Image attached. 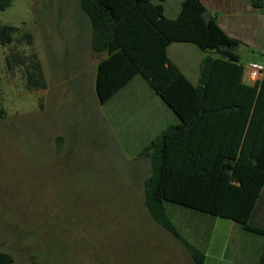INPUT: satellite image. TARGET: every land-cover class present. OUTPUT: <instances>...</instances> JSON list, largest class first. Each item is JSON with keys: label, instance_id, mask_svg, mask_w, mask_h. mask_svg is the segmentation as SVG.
<instances>
[{"label": "rangeland", "instance_id": "1", "mask_svg": "<svg viewBox=\"0 0 264 264\" xmlns=\"http://www.w3.org/2000/svg\"><path fill=\"white\" fill-rule=\"evenodd\" d=\"M5 25L15 27V41L0 39V251L14 264H196L145 204L153 167L142 150L154 138L140 130L139 105L162 99L137 75L100 103L99 55L80 0H13L0 10ZM11 52L37 53L46 88H27L24 67L7 64ZM166 206L207 264H256L264 236L228 219ZM256 219H264V196ZM225 236L236 240V252L231 241L222 254Z\"/></svg>", "mask_w": 264, "mask_h": 264}, {"label": "trees", "instance_id": "2", "mask_svg": "<svg viewBox=\"0 0 264 264\" xmlns=\"http://www.w3.org/2000/svg\"><path fill=\"white\" fill-rule=\"evenodd\" d=\"M80 0L92 25V50L106 53L97 65L96 93L105 104L137 75L176 114L142 155L153 172L145 181V204L153 219L180 240L196 264L206 254L179 233L168 217L166 203L234 221L264 236L251 223L264 189V77L253 86L243 83L244 66L236 49L200 0H184L178 16L164 15L158 0ZM13 0H0V10ZM264 8V2L255 4ZM15 27L1 26L2 44L15 41ZM33 45L30 33L23 35ZM174 42L196 44L205 53L200 82L194 86L169 58ZM6 61L25 69L27 88L47 86L36 52H11ZM0 264H14L0 251ZM257 264H264V248Z\"/></svg>", "mask_w": 264, "mask_h": 264}, {"label": "crops", "instance_id": "3", "mask_svg": "<svg viewBox=\"0 0 264 264\" xmlns=\"http://www.w3.org/2000/svg\"><path fill=\"white\" fill-rule=\"evenodd\" d=\"M152 1L155 3H159L158 0ZM183 1L184 0H165L163 2L164 15L169 19H175L179 14L180 7ZM200 1L206 7L208 17H214L220 28L228 36L239 42L236 53L239 55L244 68L251 61H256L264 64V8H259L255 5L257 1L264 2V0ZM167 53L169 58L178 66V68L190 80V82L194 86H197L200 82L201 64L204 57L206 56V53L196 44L186 42L172 43L168 47ZM106 57V53L100 54L98 62ZM243 83L249 86H253L255 84L245 77V73L243 76ZM128 85H126L123 89H125ZM160 102L161 101H159V99H157L156 97L155 102L153 100L149 102L144 101L139 105V111L141 112L140 127H143L140 130L142 131V133H150L151 131L153 138L157 137L167 127L175 125L179 122L176 114L172 111L173 114H175L173 115L167 109L168 106L166 105V103L163 100V103ZM263 196L264 189L259 201ZM256 211L257 206L254 211L251 223L255 226L264 228V224L260 223L264 222V219L257 220ZM225 237L227 242L222 247V254L223 252L227 254L228 250H230L227 243H230L231 241L232 242L230 244V247H232L236 252L238 249L236 240L230 241L227 236ZM262 250L261 252L259 251L255 254L256 264L258 263ZM248 252H250V250H248ZM236 254L237 253H235V257L237 258ZM251 256L253 255L251 254ZM207 258L208 256L206 255V261Z\"/></svg>", "mask_w": 264, "mask_h": 264}, {"label": "built area", "instance_id": "4", "mask_svg": "<svg viewBox=\"0 0 264 264\" xmlns=\"http://www.w3.org/2000/svg\"><path fill=\"white\" fill-rule=\"evenodd\" d=\"M245 77L256 83L264 77V64L256 61H251L245 66Z\"/></svg>", "mask_w": 264, "mask_h": 264}]
</instances>
